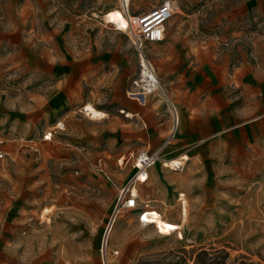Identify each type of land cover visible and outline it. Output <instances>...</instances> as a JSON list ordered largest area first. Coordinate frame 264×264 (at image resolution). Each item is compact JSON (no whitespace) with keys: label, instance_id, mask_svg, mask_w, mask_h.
Instances as JSON below:
<instances>
[{"label":"rangeland","instance_id":"1","mask_svg":"<svg viewBox=\"0 0 264 264\" xmlns=\"http://www.w3.org/2000/svg\"><path fill=\"white\" fill-rule=\"evenodd\" d=\"M172 2L163 39L142 45L160 83L142 95L138 52L103 17L119 0H0V264H101V251L109 264H264V0ZM155 149L180 164L132 182L137 153ZM131 184L137 205L103 245ZM183 204L171 232L138 220L152 208L179 221Z\"/></svg>","mask_w":264,"mask_h":264},{"label":"built area","instance_id":"2","mask_svg":"<svg viewBox=\"0 0 264 264\" xmlns=\"http://www.w3.org/2000/svg\"><path fill=\"white\" fill-rule=\"evenodd\" d=\"M120 10L126 17V25L123 30L126 31L138 52L139 72L133 78V85L135 92L138 94L146 95L154 91L158 85V77L151 65L150 61L143 52L142 45L145 41H159L164 37L165 24L173 14V2L172 0H162L153 6L152 11L150 9L134 13L129 9V0H119ZM115 26V24H113ZM55 129H64V122L57 120L54 125ZM52 136V130L48 129L43 134V139H50ZM2 139L0 138V145ZM4 150L0 148V158L3 157ZM160 158L159 150L147 151L141 150L137 153L135 159L136 173L133 181L144 182L148 177L149 168L156 163ZM131 182V183H132ZM137 205L136 195L129 190V186H126L122 192L119 201L108 218L107 225L111 219L114 220L118 211L124 208H130ZM145 211L140 213V217L143 218ZM106 225V226H107ZM106 239V238H105ZM103 243V239H102ZM106 240L104 241V245ZM101 264H109L104 252L100 254Z\"/></svg>","mask_w":264,"mask_h":264},{"label":"bare ground","instance_id":"3","mask_svg":"<svg viewBox=\"0 0 264 264\" xmlns=\"http://www.w3.org/2000/svg\"><path fill=\"white\" fill-rule=\"evenodd\" d=\"M151 11L152 10H150V12ZM103 17L105 18L106 21L115 24L116 29L123 30V27L126 25V17L123 15V13L121 12L119 7H113V8L106 10L103 13ZM158 84H159L158 86H160L159 81H158ZM81 109L86 114H88L89 116H93V117H101L105 114L102 110L94 107L91 103H85L81 107ZM183 156H185V155H183ZM159 160H163L162 163L164 165L169 164L172 167L180 164V158L179 157H172L168 161H165L164 158L160 157ZM125 187H124V189H125ZM124 189L121 191L123 192ZM129 190H131L135 195H137V189L133 184L130 185ZM183 202H184V200H183ZM45 210H47V208H45ZM142 211H145L143 218L140 217V213ZM141 212L138 215L139 221L151 223L155 229L162 231V232H171V231L175 230L177 227H181V224L186 219V208L184 207V205L179 210V221L170 219V218L162 215L157 210L152 209V208H145V209L141 210ZM111 219H110L108 225L104 228V230L102 232L103 245H104V241L106 240V246L108 245V242L110 241L109 240L110 239V233H111V230L113 228L114 222L116 221V217L114 218V220L112 222H111Z\"/></svg>","mask_w":264,"mask_h":264},{"label":"crops","instance_id":"4","mask_svg":"<svg viewBox=\"0 0 264 264\" xmlns=\"http://www.w3.org/2000/svg\"><path fill=\"white\" fill-rule=\"evenodd\" d=\"M133 9L136 10L137 8H134V7H133ZM130 11H131V10H130ZM131 12H132V11H131ZM166 23H167V22H166ZM165 27H166V24H165ZM164 34H165V31H164ZM149 169H150V168H149ZM148 177H149V170H148ZM148 177H147V179H148ZM147 179H146V180H147ZM178 198L181 199V197H178ZM181 201H182V199H181ZM182 203H183V202H182ZM181 205H182V204H181ZM183 205H184V204H183Z\"/></svg>","mask_w":264,"mask_h":264}]
</instances>
